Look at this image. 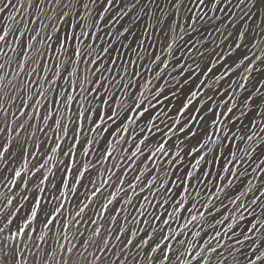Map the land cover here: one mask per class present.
Returning <instances> with one entry per match:
<instances>
[{
  "label": "snow or ice",
  "instance_id": "6c2138e0",
  "mask_svg": "<svg viewBox=\"0 0 264 264\" xmlns=\"http://www.w3.org/2000/svg\"><path fill=\"white\" fill-rule=\"evenodd\" d=\"M0 264H264V0H0Z\"/></svg>",
  "mask_w": 264,
  "mask_h": 264
}]
</instances>
